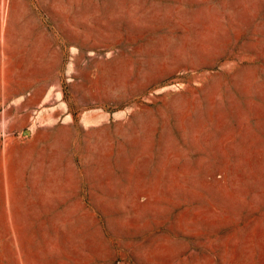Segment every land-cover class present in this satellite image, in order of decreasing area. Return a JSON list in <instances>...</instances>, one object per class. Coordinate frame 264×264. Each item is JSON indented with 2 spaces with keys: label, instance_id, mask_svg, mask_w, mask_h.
Wrapping results in <instances>:
<instances>
[{
  "label": "rangeland",
  "instance_id": "374dc122",
  "mask_svg": "<svg viewBox=\"0 0 264 264\" xmlns=\"http://www.w3.org/2000/svg\"><path fill=\"white\" fill-rule=\"evenodd\" d=\"M0 264H264V0H0Z\"/></svg>",
  "mask_w": 264,
  "mask_h": 264
}]
</instances>
